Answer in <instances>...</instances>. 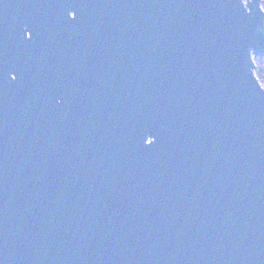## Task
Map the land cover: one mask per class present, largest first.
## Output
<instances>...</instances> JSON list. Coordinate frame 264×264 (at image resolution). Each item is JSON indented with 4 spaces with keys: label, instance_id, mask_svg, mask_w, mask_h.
<instances>
[{
    "label": "water",
    "instance_id": "obj_1",
    "mask_svg": "<svg viewBox=\"0 0 264 264\" xmlns=\"http://www.w3.org/2000/svg\"><path fill=\"white\" fill-rule=\"evenodd\" d=\"M262 2L0 0V264H264Z\"/></svg>",
    "mask_w": 264,
    "mask_h": 264
},
{
    "label": "flooded vegetation",
    "instance_id": "obj_2",
    "mask_svg": "<svg viewBox=\"0 0 264 264\" xmlns=\"http://www.w3.org/2000/svg\"><path fill=\"white\" fill-rule=\"evenodd\" d=\"M12 26H15L16 30L22 31V33H24L27 39L30 38L32 27L28 19H24V18L18 19L14 22V24L12 23Z\"/></svg>",
    "mask_w": 264,
    "mask_h": 264
},
{
    "label": "rangeland",
    "instance_id": "obj_3",
    "mask_svg": "<svg viewBox=\"0 0 264 264\" xmlns=\"http://www.w3.org/2000/svg\"><path fill=\"white\" fill-rule=\"evenodd\" d=\"M262 4L264 6V0H263ZM259 59H263V58H259V57L255 58V60L257 61V65H256L254 72H255V75L258 76V73L261 71L262 76H263V80H264V61H263V63H261L258 61ZM263 86H264V84H263Z\"/></svg>",
    "mask_w": 264,
    "mask_h": 264
},
{
    "label": "trees",
    "instance_id": "obj_4",
    "mask_svg": "<svg viewBox=\"0 0 264 264\" xmlns=\"http://www.w3.org/2000/svg\"><path fill=\"white\" fill-rule=\"evenodd\" d=\"M258 61L261 62V63H263L264 59H259ZM257 78L260 81L261 85H263L264 84V80H263V76H262L261 71L258 73Z\"/></svg>",
    "mask_w": 264,
    "mask_h": 264
}]
</instances>
